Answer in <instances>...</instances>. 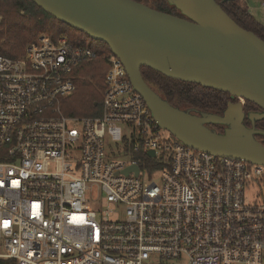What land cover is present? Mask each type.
I'll return each mask as SVG.
<instances>
[{"label": "built area", "instance_id": "obj_1", "mask_svg": "<svg viewBox=\"0 0 264 264\" xmlns=\"http://www.w3.org/2000/svg\"><path fill=\"white\" fill-rule=\"evenodd\" d=\"M97 58L46 35L0 55V259L264 264V166L162 129L115 55L100 115L67 116L79 67Z\"/></svg>", "mask_w": 264, "mask_h": 264}, {"label": "water", "instance_id": "obj_2", "mask_svg": "<svg viewBox=\"0 0 264 264\" xmlns=\"http://www.w3.org/2000/svg\"><path fill=\"white\" fill-rule=\"evenodd\" d=\"M57 20L104 42L118 57L160 127L188 147L221 158L264 166V145L255 137L263 114L244 124L241 103L222 116L174 107L143 78L147 67L256 104L264 111V41L240 27L216 0H167L184 18L133 0H31ZM226 126L224 133L209 128ZM153 155V153H151ZM132 169L138 172L137 167Z\"/></svg>", "mask_w": 264, "mask_h": 264}, {"label": "trees", "instance_id": "obj_3", "mask_svg": "<svg viewBox=\"0 0 264 264\" xmlns=\"http://www.w3.org/2000/svg\"><path fill=\"white\" fill-rule=\"evenodd\" d=\"M170 15L184 18L181 12L167 0H133ZM223 10L243 29L253 32L264 41V24L258 21L241 0H216ZM0 55L19 59L25 55V49L42 35L57 39L68 36L79 46L89 47L97 52L93 62L82 64L81 78L77 81V91L64 101L63 111L70 117H96L100 115L104 79L109 69L108 59L113 56L109 47L93 40L87 34L71 28L57 20L31 0H0ZM145 81L174 107L193 114L210 113L222 116L227 102L233 101L230 94L201 85L185 83L164 76L150 68L143 67ZM249 105L258 107L247 101ZM210 128V126H208ZM264 128V119L258 122ZM217 131V130H216ZM224 133V130L217 131ZM258 141L259 135L255 136ZM264 144V143H263ZM0 264H17L11 259H0Z\"/></svg>", "mask_w": 264, "mask_h": 264}, {"label": "flooded vegetation", "instance_id": "obj_4", "mask_svg": "<svg viewBox=\"0 0 264 264\" xmlns=\"http://www.w3.org/2000/svg\"><path fill=\"white\" fill-rule=\"evenodd\" d=\"M230 99H232L233 101H228L227 102V107H228V104L229 103H241L243 105V108H244V113H245V118H244V124L246 125V127L248 128H252L253 127V124H252V121L250 120V115L253 114V113H257V114H263L264 111L262 109H260L259 107H254V106H251L248 104L247 101L245 100H242V99H238V98H234V97H230ZM226 107V109H227ZM225 109V110H226ZM224 110V112H225ZM224 114V113H223ZM263 120V119H262ZM261 120L259 121H255V129L258 130V131H261V132H264V128L263 129H260L258 127V122H260ZM210 128L213 129V130H217V131H221V130H224L226 129V126H221V125H210ZM261 137V140L260 142L263 144L264 143V135L263 134H257ZM255 135V136H257ZM264 145V144H263Z\"/></svg>", "mask_w": 264, "mask_h": 264}, {"label": "crops", "instance_id": "obj_5", "mask_svg": "<svg viewBox=\"0 0 264 264\" xmlns=\"http://www.w3.org/2000/svg\"><path fill=\"white\" fill-rule=\"evenodd\" d=\"M249 8L251 14L258 20L257 12H260L264 8V0H243ZM260 21V20H258Z\"/></svg>", "mask_w": 264, "mask_h": 264}, {"label": "rangeland", "instance_id": "obj_6", "mask_svg": "<svg viewBox=\"0 0 264 264\" xmlns=\"http://www.w3.org/2000/svg\"><path fill=\"white\" fill-rule=\"evenodd\" d=\"M241 3L242 4H246L243 0H241ZM258 14L256 15L257 16V18H258V20H260V22L261 23H263L264 24V8H262V10L260 11V12H257ZM158 180V178L156 177V181ZM252 192V194L250 195V198H251V200L253 201L254 200V198H255V196H256V199L258 198L257 197V191H251Z\"/></svg>", "mask_w": 264, "mask_h": 264}]
</instances>
